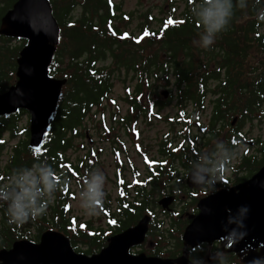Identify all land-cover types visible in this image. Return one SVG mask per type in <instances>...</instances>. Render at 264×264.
Segmentation results:
<instances>
[{
    "label": "trees",
    "instance_id": "16d2710c",
    "mask_svg": "<svg viewBox=\"0 0 264 264\" xmlns=\"http://www.w3.org/2000/svg\"><path fill=\"white\" fill-rule=\"evenodd\" d=\"M4 1L7 0H0V18L11 7L3 5ZM168 1L170 8L163 11L161 17L145 14L144 24L135 31L129 29L133 14L122 11L115 0L50 1L53 14L61 26L60 45L50 70L55 76L67 78L69 88L62 97V107L57 109L53 121L56 127L49 130L48 137L51 138L41 151L34 152L28 148L27 126L19 130L24 137L12 147L8 162L0 169V185L9 184L17 169L46 162L54 169L60 190L50 200L46 214L24 224H10L6 205L0 204V248L9 247L17 239H33L30 238V228L35 229V239L46 229L60 230L69 236L73 245L77 241L85 243L87 248L84 252L87 254L99 246L97 239L101 234L87 232L93 231L90 223H85L84 227L74 226L68 207L71 183L77 181L78 188L82 190L81 183L90 172V166L85 161L80 165L70 162L64 152L73 147L72 140L79 133L83 134L77 127L89 107L110 91L113 69L123 68L136 73L134 91L127 88L124 98L133 110L141 108L137 99L147 93L146 86L151 83L148 79L152 83L161 79L167 82L170 74L174 76L179 103L186 105V102H191L195 110L203 108L205 94L209 92L208 81H217L210 90L217 95L213 102L212 125L232 110L240 112L244 107L250 110L260 99L264 87V21L257 19V9L264 3L258 5L255 0H246L247 7L235 8L227 29L218 34L210 48L204 49L193 43L199 40L198 34L203 31V26L192 14L200 0ZM181 3L183 5L178 11ZM76 8L81 13L74 19L71 12ZM150 21H155L156 25L150 26ZM8 41L0 36V92L13 78L15 64L6 65V55L16 54L18 50V47L7 46ZM108 52L113 64L102 66ZM61 65L64 68L61 69ZM148 94L155 95L156 92ZM246 94L247 98L242 101ZM236 99L242 102V106L235 102ZM16 129V114L0 117V151L4 147L3 134L7 132L14 137ZM69 130L71 135L66 137ZM214 138V134L210 133L201 148L206 144L209 147L208 142ZM262 149L264 160V142ZM89 156L86 154V158ZM263 160L256 161V164ZM140 194L147 198L143 192ZM105 209L103 203L100 210L105 213ZM134 221V216L129 215L123 220L122 227Z\"/></svg>",
    "mask_w": 264,
    "mask_h": 264
},
{
    "label": "flooded vegetation",
    "instance_id": "af4514ba",
    "mask_svg": "<svg viewBox=\"0 0 264 264\" xmlns=\"http://www.w3.org/2000/svg\"><path fill=\"white\" fill-rule=\"evenodd\" d=\"M247 96L248 94L244 96L242 101H245ZM258 102L259 99L256 100L255 104ZM262 102L261 100V104ZM150 103L149 101H141V108L137 107L133 110L127 101L129 105L127 113L130 112L131 116H117V118L114 116L115 121L121 118V121L117 122L120 126L116 128L114 124L112 129L109 127L107 136L115 135L119 129L129 132L128 130L131 128L128 125L134 123L138 125L137 118L139 117L149 120L147 114L150 111L145 109L143 105L147 106ZM237 104L241 106L242 102L238 101ZM244 114L250 117V112L245 111ZM237 116L238 122L235 125H232L230 122L231 127H229L227 123L226 126L228 128L224 132L226 133L224 136L221 134V127L223 125H216L218 121L225 122L226 119L217 120L214 125H212L210 119L208 127L202 125L201 131L205 133V136L202 137L201 143L198 140L195 144L202 147L207 137L212 133L215 138L208 142L209 147H207V144L203 148H191L187 143L182 145L179 139H190L189 134L186 132L187 127L182 126V131L175 133L173 132L174 127L170 123V131L163 132L162 134L155 153L156 157H147L146 152L148 150H140L142 144L139 146V142H135L132 147L135 149V154L142 157L140 167H134L131 164L125 168L124 162L115 159L114 185L117 189H130V193H128L125 199L126 204L130 203V207L124 206L119 210L118 200L116 199L113 203H110L109 215L121 220H125L129 215H133L135 222L132 225H135L141 219H148L145 239L130 249L131 254L177 259L185 251L189 260L197 264H221V262L223 264H243L242 257L247 255L248 252L243 251L242 254L228 252L227 250L232 240L213 239L210 242L204 241L185 249L182 238L186 228L201 213V204L204 211L210 212L213 216L220 215L221 218L223 216L226 220H229L230 216L236 220H244L248 217L247 215L250 210L255 208V205L258 206L250 198L253 186L255 185L249 184L250 187L248 189L242 185L246 184L247 181L263 168V142L262 147L258 150L262 152V156L257 158L254 154L250 155L249 146H253L258 141L248 140L245 133L239 130L241 124H243V118L240 117V112ZM196 124L199 126L198 123ZM135 128L137 129L138 127ZM110 140L108 139L107 141ZM217 141H223L225 147L230 152H233V158L228 165L229 170L220 175L214 190L194 185L189 179V173H195L199 167L210 168L214 165L217 157L212 158L211 156L214 152H217L215 148ZM111 142V152L118 158L116 153L120 149H118L117 145H122V142L118 139L111 140ZM242 144H247L248 147L244 148L243 152L238 150V147ZM201 153L203 156L210 158V162L205 160L197 161L196 159ZM235 157H237V161L233 163L232 161ZM262 160L263 162L256 164V161ZM258 186H261V183ZM141 192L146 194L147 198L142 196ZM161 199L166 200L160 203ZM115 204L117 205V210H115ZM242 206L247 209L243 217L237 214L238 209ZM118 225L121 226L122 223H118ZM233 229H235L233 234H239L241 232H249L255 228L244 227V225L243 227H239L234 223L231 229H227V231H232ZM109 235H114V233H110ZM220 252L223 254H218Z\"/></svg>",
    "mask_w": 264,
    "mask_h": 264
},
{
    "label": "water",
    "instance_id": "95a60500",
    "mask_svg": "<svg viewBox=\"0 0 264 264\" xmlns=\"http://www.w3.org/2000/svg\"><path fill=\"white\" fill-rule=\"evenodd\" d=\"M58 32L48 0H17L0 20V34L27 41L16 60V83L0 94V115H9L18 109L29 112V147L33 150H38L46 137L61 87L65 84V79L52 78L48 73ZM163 95L166 97L167 91ZM249 184L255 185L250 198L258 206L255 205L248 217L241 220L244 227L255 229L232 233L229 237L227 229L234 223L204 211L201 204V213L184 232L185 249L202 241L233 240L227 251L239 254L247 251L243 263L264 259V166L242 186L248 189ZM146 228V221L140 220L137 225L111 237L106 247L90 256L77 253L61 232L47 230L38 242L21 239L14 241L9 249H0V264H195L189 261L185 251L175 260L131 255L129 248L143 240ZM257 248H260L259 252H256Z\"/></svg>",
    "mask_w": 264,
    "mask_h": 264
},
{
    "label": "rangeland",
    "instance_id": "374dc122",
    "mask_svg": "<svg viewBox=\"0 0 264 264\" xmlns=\"http://www.w3.org/2000/svg\"><path fill=\"white\" fill-rule=\"evenodd\" d=\"M117 3H121L123 10L126 13H132V20L129 24L130 30H139V26L143 25L145 22L144 16L147 13H150L153 16L161 17L163 15V11H167L170 8V3L168 0H115ZM179 3L181 0H177ZM13 0H7L6 2H3V5L5 4L6 7H10L13 4ZM183 3L178 5V11H180ZM80 9L76 8L74 11L71 12V16L75 17L76 19L78 15L80 14ZM150 26H155V21H150ZM9 38V37H6ZM9 41L6 42V45L10 48L18 47V50L25 44L24 40L22 39H14L9 38ZM138 54V52H136ZM145 52H142V54ZM16 54H8L5 58V64H13L14 58ZM107 58L103 60L102 66H110L111 62L113 64V59L111 58L110 52L107 53ZM160 56H162L160 54ZM99 64V63H98ZM116 68V67H113ZM11 71V70H10ZM135 71L129 70L126 71L125 69H113L111 73L110 83L112 84L110 91L108 92L107 97L101 101L99 106H93L89 108V110L85 113L83 116V119L81 120L80 126H78V131H81V133L87 135L86 131L91 136V142L93 150L96 151V156L94 157V169H100L106 177L105 182V201L104 203L109 199L115 200V197L118 195L116 187L114 185V168L116 166L115 159L118 161L124 162L123 165L126 166L125 168L129 167L131 164L134 165V167H140L141 166V160L142 157L140 155H136L135 149L132 147V145L135 142H139L138 145L140 146L142 144V149L148 150L147 157H156L155 153L158 148V145L160 143L161 137L163 132L170 131V123L171 118H175V115L177 114V109L179 108L181 103L177 100V90L175 88L174 84V76L172 74L169 75V78L167 82H164V79L161 80H155V83H152L150 79L147 81L151 82L149 86L147 87V94L145 93L141 101H147L148 98L156 99L160 104L163 105L162 108L159 109V105L154 108L152 111V118L150 120H147L146 118L139 117L138 120V127L135 129V126L133 129L135 131L127 132L124 129H119L115 135H112L110 137L107 136V130L110 128L112 129V126L119 127L120 124L117 123L118 121H121V118L118 121H115V119L112 116L123 117L128 112V104L127 101L124 99L126 94L127 88H131L132 91H134V86L136 82V73ZM253 75V74H252ZM254 76V75H253ZM56 77V76H55ZM15 80H11L9 84H13ZM215 80L208 81V90L204 97V108L200 111V114H197L198 121L203 126H209L210 125V116L213 111V100L216 98V96L210 92L214 85H216ZM69 86H67V89ZM65 89V88H64ZM164 89H168L170 92V95L168 94L166 98H163L161 95L162 91ZM152 91H155V95H149L148 93H151ZM155 100V101H156ZM236 103H238V100H235ZM61 103L59 107H62ZM186 108L187 111H193L192 103L186 102ZM230 111L229 113H231ZM252 117L244 116L243 124H241V128L239 129L243 133H245L248 140L251 141H258L253 146H249L250 152L249 154H254L257 158H260L262 156V152L258 151L262 147V142H264V103L261 105V107H258ZM232 117V116H231ZM231 117L226 116V121H218L216 126L223 125L221 127V134L224 136L226 133H224L227 130V123L228 126H230V120ZM194 119V118H193ZM29 123V116L26 113H20L17 116V129L16 133H20V129H25L26 126H28ZM55 122H52L50 125L49 130L51 131L53 128L56 127ZM110 127V128H109ZM123 128V127H122ZM176 129H181V124L175 125ZM191 131L193 134H199V143H201L202 137L205 136V133L200 132L199 128L193 123L191 126ZM115 132V131H114ZM71 133L70 130L66 132L65 136L70 137ZM64 136V137H65ZM24 137L23 134H16L15 137H10L8 133L4 134V147L0 151V169L5 166V164L8 162L9 155L11 153L12 147L22 138ZM51 138V136H49ZM49 137L46 141L49 140ZM108 139H111L114 141L115 139H118L120 142H122V145H117L118 155L115 156L111 152L112 148V142L107 141ZM178 140V139H177ZM176 140V142H177ZM88 140L85 138V136H79L72 140L73 147L67 149L64 152V155L72 162H76L77 159L82 158L85 151L81 147V145H84L85 147L88 146ZM175 142V143H176ZM80 145V146H79ZM197 147H201L200 145H197ZM244 148H248L247 144H242L238 147V150L241 152L244 151ZM123 149V150H122ZM212 158L217 157V152H214V154L211 156ZM93 159V158H92ZM237 161V157L233 159V163ZM143 162V161H142ZM93 169V170H94ZM130 179V177H128ZM72 191L75 192V198L70 201V216L74 217L76 223L80 222H88L90 223L93 228L95 229H104L106 228L105 223V216L102 215L101 211L96 215H85L80 208L78 207L79 201L78 196L80 193V190H78L74 183H71ZM31 230V236L30 238L35 239L33 237L35 235V229L30 228ZM36 240V239H35ZM75 250L78 252H82L87 248V245L83 243L82 241L76 242L75 244ZM102 247V246H100ZM100 247H96L91 251L92 253H96L99 251Z\"/></svg>",
    "mask_w": 264,
    "mask_h": 264
},
{
    "label": "clouds",
    "instance_id": "9594fccd",
    "mask_svg": "<svg viewBox=\"0 0 264 264\" xmlns=\"http://www.w3.org/2000/svg\"><path fill=\"white\" fill-rule=\"evenodd\" d=\"M255 3L260 5L264 0H255ZM247 6L246 0H200L192 14L203 26V31L198 34L199 40H194L193 43H198L204 49L210 48L218 34L229 26L234 9H243ZM257 19L264 21V6L257 9ZM215 148L217 159L212 167H199L195 173H189V179L194 185L214 190L220 175L229 170L228 165L233 158V152L225 147L223 141H217ZM196 160L210 162V158L203 156L202 153ZM105 182V174L100 169L91 170L87 174L84 187L78 196V207L85 215H96L99 212L105 201ZM58 190L60 183L54 169L46 162H40L33 164L31 168L17 169L9 184L0 185V204L6 205L10 224H24L30 219L46 214L48 204ZM246 211V207L242 206L237 214L243 217ZM229 223L243 227L242 220H236L231 216ZM233 232L235 229L228 232L229 237ZM250 264H264V259H254Z\"/></svg>",
    "mask_w": 264,
    "mask_h": 264
}]
</instances>
